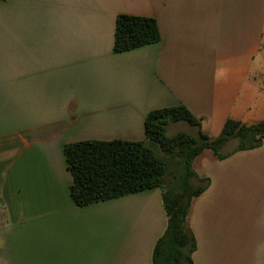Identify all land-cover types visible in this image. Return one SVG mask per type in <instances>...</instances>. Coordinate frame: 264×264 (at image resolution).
<instances>
[{"label": "crops", "instance_id": "crops-1", "mask_svg": "<svg viewBox=\"0 0 264 264\" xmlns=\"http://www.w3.org/2000/svg\"><path fill=\"white\" fill-rule=\"evenodd\" d=\"M119 13L154 17L159 41L115 52ZM178 104L209 136L264 119V0H0V264H152L162 188L77 206L63 145L144 139ZM237 142L193 160V264H264V139Z\"/></svg>", "mask_w": 264, "mask_h": 264}, {"label": "trees", "instance_id": "trees-1", "mask_svg": "<svg viewBox=\"0 0 264 264\" xmlns=\"http://www.w3.org/2000/svg\"><path fill=\"white\" fill-rule=\"evenodd\" d=\"M159 39L154 17L127 13L116 16L115 52L155 43ZM178 121L196 125L197 133L178 130L167 134V125ZM199 127V119L186 106L178 104L147 112L144 139H82L65 143L63 153L71 174L73 202L83 206L161 187L167 225L155 242L152 264H193L191 253L195 249V239L188 227L187 215L192 197L206 187V184L192 183L196 177L193 160L205 148H210L218 158L225 157L221 148L232 138L238 141L235 150L260 145L264 139V119L247 124L227 118L215 136L207 135ZM155 147L165 155L157 154ZM171 161L176 166L175 174L169 169ZM169 174L176 179L172 188L164 186Z\"/></svg>", "mask_w": 264, "mask_h": 264}, {"label": "rangeland", "instance_id": "rangeland-1", "mask_svg": "<svg viewBox=\"0 0 264 264\" xmlns=\"http://www.w3.org/2000/svg\"><path fill=\"white\" fill-rule=\"evenodd\" d=\"M189 129H190V127L185 122L179 121V122H175V123L171 124L169 126V130H168L167 133L168 134H172V133H174V132H176L178 130H187L188 131ZM232 144H234V142H232ZM155 151L157 152V154H160V155H163V156L165 155L162 151H160L156 147H155ZM169 169H170L172 174L176 173V166H175V163L173 161L170 162ZM172 174H169L167 176V179H169V176L172 175Z\"/></svg>", "mask_w": 264, "mask_h": 264}]
</instances>
